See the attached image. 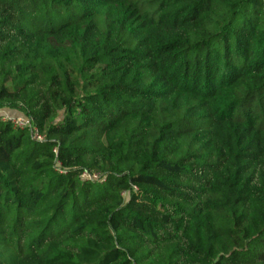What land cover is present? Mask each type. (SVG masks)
<instances>
[{
    "label": "trees",
    "instance_id": "trees-1",
    "mask_svg": "<svg viewBox=\"0 0 264 264\" xmlns=\"http://www.w3.org/2000/svg\"><path fill=\"white\" fill-rule=\"evenodd\" d=\"M2 109L0 264H264V0H0Z\"/></svg>",
    "mask_w": 264,
    "mask_h": 264
},
{
    "label": "built area",
    "instance_id": "built-area-1",
    "mask_svg": "<svg viewBox=\"0 0 264 264\" xmlns=\"http://www.w3.org/2000/svg\"><path fill=\"white\" fill-rule=\"evenodd\" d=\"M4 120H6V119H4ZM7 120L8 121H12L14 126H15V128H18V129H27V128L31 127L30 121H26V120H23V119H12V118H8ZM33 136H34V139L36 141H38V142H43L44 141V138L41 135H39L37 130H34Z\"/></svg>",
    "mask_w": 264,
    "mask_h": 264
},
{
    "label": "rangeland",
    "instance_id": "rangeland-1",
    "mask_svg": "<svg viewBox=\"0 0 264 264\" xmlns=\"http://www.w3.org/2000/svg\"><path fill=\"white\" fill-rule=\"evenodd\" d=\"M0 118L6 119V120L8 118H12V119H23V120L29 121V119L24 114L17 112V111L8 110V109L0 110ZM127 197L128 196H126V198Z\"/></svg>",
    "mask_w": 264,
    "mask_h": 264
}]
</instances>
